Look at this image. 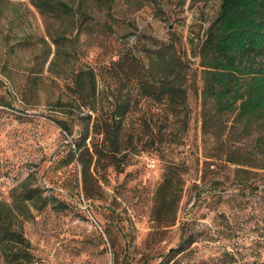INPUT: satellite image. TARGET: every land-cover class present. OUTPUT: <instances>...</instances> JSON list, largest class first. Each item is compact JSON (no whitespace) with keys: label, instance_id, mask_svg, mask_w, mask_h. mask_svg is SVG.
Instances as JSON below:
<instances>
[{"label":"rangeland","instance_id":"obj_1","mask_svg":"<svg viewBox=\"0 0 264 264\" xmlns=\"http://www.w3.org/2000/svg\"><path fill=\"white\" fill-rule=\"evenodd\" d=\"M60 1L69 11L53 16L0 0V201L22 181L48 197L18 207L35 264H264V168L224 160L239 130L202 117L197 52L221 0ZM182 70L186 108L166 117L141 84ZM84 71L92 78L79 89ZM104 121L118 122L126 144L115 164ZM77 142L86 155L103 149L89 197ZM167 171L178 198L162 220L155 196Z\"/></svg>","mask_w":264,"mask_h":264},{"label":"trees","instance_id":"obj_2","mask_svg":"<svg viewBox=\"0 0 264 264\" xmlns=\"http://www.w3.org/2000/svg\"><path fill=\"white\" fill-rule=\"evenodd\" d=\"M29 1L42 14L59 16L69 11V5L60 0ZM197 55L202 81L200 96L204 124L206 120L225 122L240 133V141L234 140L240 145L238 149L229 146L225 150L223 145L226 144L222 145L220 141L224 160L264 168V0H221L215 17L204 31ZM178 61L182 65L180 58ZM184 71L178 78H171V74L164 71L159 81L147 78L141 84V89L150 99L163 103L166 117L169 114L178 115L186 108L190 84H186ZM82 75L86 79L92 78L90 72H80L75 78L79 89L77 81ZM55 121L64 130H70L65 120ZM118 127V122L104 121L99 129L103 134L101 144L106 149L104 157L108 163L115 164L117 154L126 147ZM204 132L207 130L204 129ZM103 149L95 145L88 152L86 148L87 156L77 142L76 151L71 152L81 164L86 197H89L86 180L92 176L90 164L94 159L97 166L103 156ZM257 155L261 162L255 165L251 161ZM12 192L10 204L0 201V257L3 264H35L37 257L23 231V221L28 214L21 213L18 207L38 209L47 204L48 197L42 194L38 186L25 181L18 183ZM155 197L158 219L163 220L161 214L167 217L173 213L178 198L170 171L165 173L158 185Z\"/></svg>","mask_w":264,"mask_h":264}]
</instances>
